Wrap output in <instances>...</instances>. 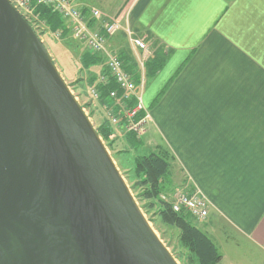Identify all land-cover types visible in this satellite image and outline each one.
<instances>
[{
    "label": "crops",
    "instance_id": "obj_1",
    "mask_svg": "<svg viewBox=\"0 0 264 264\" xmlns=\"http://www.w3.org/2000/svg\"><path fill=\"white\" fill-rule=\"evenodd\" d=\"M126 23L164 56L146 68L152 122L137 147L126 138L131 161L169 151L175 183L209 200L215 264H264V0H136Z\"/></svg>",
    "mask_w": 264,
    "mask_h": 264
},
{
    "label": "water",
    "instance_id": "obj_2",
    "mask_svg": "<svg viewBox=\"0 0 264 264\" xmlns=\"http://www.w3.org/2000/svg\"><path fill=\"white\" fill-rule=\"evenodd\" d=\"M0 264H179L9 0H0Z\"/></svg>",
    "mask_w": 264,
    "mask_h": 264
},
{
    "label": "rangeland",
    "instance_id": "obj_3",
    "mask_svg": "<svg viewBox=\"0 0 264 264\" xmlns=\"http://www.w3.org/2000/svg\"><path fill=\"white\" fill-rule=\"evenodd\" d=\"M135 1L136 0H75V3L87 10L91 8L99 9L105 16L103 21L101 20L102 22H106L109 18L119 19L123 27L116 35L108 40L107 51L116 55L128 52V54L136 60L137 53L135 54V50H132L127 34V28L130 27L126 23ZM33 6L35 8V4H33ZM28 21L44 42L60 73L70 86L73 95L83 107L85 113L90 117L95 128L98 129L99 127L108 125L110 123V117L107 113L105 104L109 103V98L105 99V104H103V102L96 98L91 91L92 87L95 85L92 83V78L95 79V77H99V75L105 71L104 56H102L100 62L92 64L90 67H85L83 58L87 52H90L86 43L77 40L71 33L62 37L57 32L51 31L48 24L39 19L34 12ZM135 33L137 34L138 32L135 30ZM125 135L123 131H114L113 129L109 140L104 138V136H100L159 239L177 259L179 264H198L187 247L182 243L179 231L163 224L157 215L158 207H151L150 200L143 196L144 188L138 185L139 179L134 174V167L129 171H125V169L122 168L121 158L128 163L133 162L131 161L133 152L129 150L133 148H131V143L129 145V141L126 140V138L131 137L130 134H127V137ZM146 135L144 137H146ZM134 142L133 140V143ZM147 152L148 151H144V153ZM175 175L179 180L181 177H184L178 167L176 168ZM163 195L165 194H161L162 199ZM196 223L201 229L205 224L204 221Z\"/></svg>",
    "mask_w": 264,
    "mask_h": 264
},
{
    "label": "built area",
    "instance_id": "obj_4",
    "mask_svg": "<svg viewBox=\"0 0 264 264\" xmlns=\"http://www.w3.org/2000/svg\"><path fill=\"white\" fill-rule=\"evenodd\" d=\"M22 15L30 20L34 12L33 4L51 7L62 16L69 25L71 34L79 41L87 44L89 50L105 58V71L99 75L98 82L106 85L110 78L116 81L118 90L109 91V103L105 104L110 117V124L122 128L126 133H133L142 139L149 130L152 115L144 103V92L147 84L146 63L153 56V50L143 36L127 28L130 45L137 52L140 78L136 71L126 69L119 55L107 51L108 40L116 35L122 25L119 19L109 18L102 22L104 15L99 9L91 8L85 11L75 0H9ZM94 20L95 24L91 21ZM102 20V21H101ZM60 35V33L58 32ZM93 95L101 100L97 86L92 87ZM172 208L177 213H187L196 222L207 219L210 203L207 197L195 188H179L170 197ZM163 199H167L163 195Z\"/></svg>",
    "mask_w": 264,
    "mask_h": 264
},
{
    "label": "trees",
    "instance_id": "obj_5",
    "mask_svg": "<svg viewBox=\"0 0 264 264\" xmlns=\"http://www.w3.org/2000/svg\"><path fill=\"white\" fill-rule=\"evenodd\" d=\"M87 11V9H84ZM34 13L39 19L48 24L51 31L59 32L60 35L67 36L71 33L69 25L60 14L54 11L51 7L35 4ZM95 24V21H91ZM158 52V51H157ZM119 57L123 60L127 70L133 72L134 66L130 63L133 58L128 52L121 53ZM102 60V55L93 52H87L83 58L85 67H90ZM164 62V56L161 52L156 53L146 63L149 74H155L159 71ZM107 72L105 68V73ZM99 77L92 78V83L97 86L101 95V101L108 98L109 91L112 89L118 90V85L112 78L109 79L106 85L98 82ZM98 132L106 139H110L112 134V126L109 123L105 127H99ZM130 134V140L135 141L134 146H138L140 141L135 134ZM133 139V140H132ZM172 155L169 151L161 149L137 156L134 164V174L139 179V186L144 188L143 196L150 200L151 207H158L157 215L161 222L167 226L173 227L179 231L182 243L187 247L190 254L198 264H215L221 260L222 255L215 245L214 241L205 233L196 221L187 213H177L172 208L170 195L179 189L183 184L175 183L174 166L172 163ZM186 180L182 183L185 184ZM165 194L167 199H162L161 194Z\"/></svg>",
    "mask_w": 264,
    "mask_h": 264
}]
</instances>
